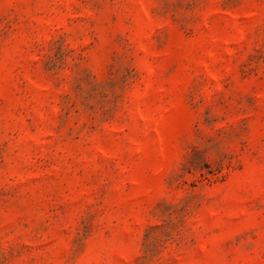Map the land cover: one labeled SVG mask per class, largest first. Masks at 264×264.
<instances>
[{
    "label": "rangeland",
    "instance_id": "obj_1",
    "mask_svg": "<svg viewBox=\"0 0 264 264\" xmlns=\"http://www.w3.org/2000/svg\"><path fill=\"white\" fill-rule=\"evenodd\" d=\"M0 264H264V0H0Z\"/></svg>",
    "mask_w": 264,
    "mask_h": 264
}]
</instances>
